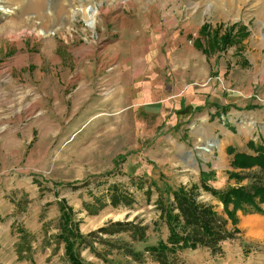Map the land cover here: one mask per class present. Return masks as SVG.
I'll list each match as a JSON object with an SVG mask.
<instances>
[{
  "label": "rangeland",
  "instance_id": "374dc122",
  "mask_svg": "<svg viewBox=\"0 0 264 264\" xmlns=\"http://www.w3.org/2000/svg\"><path fill=\"white\" fill-rule=\"evenodd\" d=\"M79 1L0 0V264H69L59 205L92 244L72 249L83 264H157L115 247L164 240L156 201L177 188L236 232L177 264H264V213L231 223L198 186L199 172L218 190L238 184L227 172L259 179L226 149L264 147V0H83L99 10L92 29L72 16ZM186 83L202 104L181 98Z\"/></svg>",
  "mask_w": 264,
  "mask_h": 264
},
{
  "label": "trees",
  "instance_id": "16d2710c",
  "mask_svg": "<svg viewBox=\"0 0 264 264\" xmlns=\"http://www.w3.org/2000/svg\"><path fill=\"white\" fill-rule=\"evenodd\" d=\"M246 147L252 154L236 153L232 147L226 149V153L231 156L229 166L241 171L256 169L258 180L254 178L248 185H241L239 183L246 177L244 174L227 172V179H232L238 184L218 190L206 183L207 176H213L212 171L199 172V188L218 201L222 214L231 223H235L236 213L243 215L264 213V147L262 144L254 145L252 141H247ZM169 194L171 199L169 202L160 199L156 201L159 218L166 228L165 239L145 246L141 251H134L127 245L115 247L116 249L137 263L150 259L157 264H177L179 252L205 249L211 255H218L221 252V243L235 238L236 232L228 231L225 228V221L217 216L211 207L195 204L182 188L172 190ZM121 199L123 198H110L109 203L116 206ZM59 211L62 230L57 237L64 247V255L69 264H83L72 249L74 246H83L92 250V244L88 240H83L77 233L69 209H63V206L59 205ZM113 226L116 232L130 231L141 239L140 230L129 223L116 222ZM17 254L20 258L21 250L18 249Z\"/></svg>",
  "mask_w": 264,
  "mask_h": 264
},
{
  "label": "crops",
  "instance_id": "0c3cea01",
  "mask_svg": "<svg viewBox=\"0 0 264 264\" xmlns=\"http://www.w3.org/2000/svg\"><path fill=\"white\" fill-rule=\"evenodd\" d=\"M186 48V47H185ZM148 62H150V61H148ZM149 80V82H151L150 81V79H148ZM188 83H186L184 86H182V88L180 89L181 90V92H180V94H181V98L183 99H186V100H188L187 99V97H189V99L191 100L190 101V103L189 104H202V101H203V99H201V98H203V97H200L201 95H198V96H196V94L198 93V92H201V88H198V86H195V83H193V85H187ZM154 87H156V89L155 90H153V89H148V90H146L145 92H144V90H143V87H141L140 86V88H137V91H139L137 94H139V96H137V94H136V96H137V98H135V100H134V102L136 103V104H147V103H151V101H147V99L148 98H150L151 96H154V95H156L157 94V92H158V90L161 88V85L160 84H157L156 86H154ZM151 88H153V87H151ZM198 88V90H196ZM150 90V91H149ZM190 92H192L193 93V95L192 94H190ZM154 93H156V94H154ZM154 101V100H153ZM157 103H160V101H156ZM192 102V103H191ZM204 102V101H203ZM155 103V102H154ZM222 153V152H221ZM222 155H223V153H222Z\"/></svg>",
  "mask_w": 264,
  "mask_h": 264
},
{
  "label": "bare ground",
  "instance_id": "6f19581e",
  "mask_svg": "<svg viewBox=\"0 0 264 264\" xmlns=\"http://www.w3.org/2000/svg\"><path fill=\"white\" fill-rule=\"evenodd\" d=\"M88 1H91V0H88ZM83 2H84L83 0H80L79 5L76 7V9L72 10L71 13H72L73 17L76 15H80L83 22L85 23V25L89 29H92L94 24H95V18L99 14V10L93 5L85 6ZM1 9H3L4 13H8V11L5 8L2 7ZM38 34L43 36V37L46 36L45 32H43L42 30L38 31ZM210 147H211V145L206 143L203 147L200 148V150L209 151ZM250 227H253V225ZM260 229L264 230V227L262 226V228H260Z\"/></svg>",
  "mask_w": 264,
  "mask_h": 264
}]
</instances>
